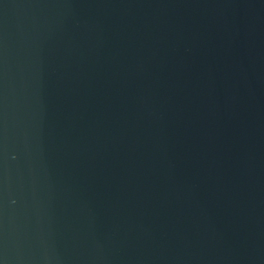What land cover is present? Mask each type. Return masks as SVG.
Instances as JSON below:
<instances>
[{"label": "water", "instance_id": "obj_1", "mask_svg": "<svg viewBox=\"0 0 264 264\" xmlns=\"http://www.w3.org/2000/svg\"><path fill=\"white\" fill-rule=\"evenodd\" d=\"M0 264H264V0H0Z\"/></svg>", "mask_w": 264, "mask_h": 264}]
</instances>
